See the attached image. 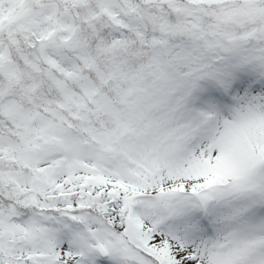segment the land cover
<instances>
[{
    "label": "snow or ice",
    "instance_id": "obj_1",
    "mask_svg": "<svg viewBox=\"0 0 264 264\" xmlns=\"http://www.w3.org/2000/svg\"><path fill=\"white\" fill-rule=\"evenodd\" d=\"M0 264H264V0H0Z\"/></svg>",
    "mask_w": 264,
    "mask_h": 264
}]
</instances>
